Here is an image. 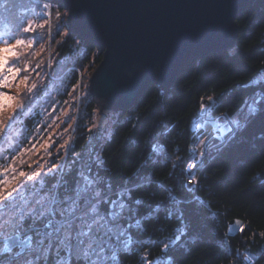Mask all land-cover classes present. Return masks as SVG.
<instances>
[{"label": "snow or ice", "instance_id": "6c2138e0", "mask_svg": "<svg viewBox=\"0 0 264 264\" xmlns=\"http://www.w3.org/2000/svg\"><path fill=\"white\" fill-rule=\"evenodd\" d=\"M245 7L246 0H0V10L15 9L21 17L13 22L0 16V24L8 29L0 36V140L9 136L26 110L33 118L47 116L50 121L36 127L34 143L25 136L23 143L30 148L14 146L19 164H26L25 153L36 157L26 164L28 170L18 168L13 155L4 170L11 172V179L0 180V264H128L132 257L137 264H153L152 242L144 240L161 229L171 231L174 223V238L158 239L155 247L161 255L155 259L157 264H181L175 251L188 246L215 206L197 195L201 180L195 158L202 162L222 152L237 130L247 129L261 116L264 79L257 75L248 83L252 95L243 108L225 104L222 93L200 96L197 107L203 115L200 122H192L196 148L188 158L178 155L161 181L152 175V158L168 152L171 140L154 141L130 174L107 167L106 144L113 139L109 112H115L114 103L133 89L149 82L162 87L174 58L188 44L231 45L245 60L264 56V47L245 52L236 39ZM252 26L264 27V18ZM89 40L98 45L94 55L105 53L111 71L103 79L97 72L85 82L84 65L75 62V46L92 47ZM49 41L59 49L50 62L17 66L22 58L40 57ZM33 76L39 80L33 82ZM57 81L61 87L48 88ZM63 96L71 100L58 99ZM94 101V110L83 116ZM34 106H42L43 112L30 111ZM233 111L235 119H229ZM85 119L90 123H82ZM27 125H32L31 119ZM205 127L211 129L207 134ZM61 128L65 133L82 131L60 143L56 132ZM258 139L264 140V132ZM181 165L187 168H181L176 183L172 178ZM227 228L251 232L239 220ZM258 239H264V229L252 232L240 245L244 250L235 249L232 259L226 253L225 260L264 264V244Z\"/></svg>", "mask_w": 264, "mask_h": 264}, {"label": "trees", "instance_id": "16d2710c", "mask_svg": "<svg viewBox=\"0 0 264 264\" xmlns=\"http://www.w3.org/2000/svg\"><path fill=\"white\" fill-rule=\"evenodd\" d=\"M243 15L244 19L237 23L240 48L249 52L264 47V27L252 26L254 21L264 18V0H253ZM88 43L92 47L75 46V62L82 63L84 70L95 67L102 58L101 52L94 55L98 46L91 40ZM93 59L94 64L90 63ZM257 75L264 79V56L245 60L238 58L232 48L209 53L201 59H190L173 84L161 87L151 83L133 106L113 112L109 129L113 139L111 144H106L107 167L117 174H130L154 141L167 139L171 140L168 152L153 157L151 164L155 180L166 179L177 156L188 158L196 148L192 144V136L196 135L192 122L202 116L197 107L198 98L222 93L225 104L243 108L252 95L248 83ZM94 108L95 101L87 107L86 117ZM30 119L35 125L38 118L25 115V130H29ZM80 131L82 129L76 131L75 136ZM261 132H264V112L250 122L247 129L237 130L236 138L222 152L196 170L201 180V191L197 195L206 204L215 206L212 214L200 222L198 231L192 233L188 246L175 251L181 264H228L226 253L229 259L234 258L235 249L244 250L240 245L247 236L264 229V140L258 139ZM83 143L80 142L77 151ZM181 168L187 165L175 170L176 176L172 179L176 183L182 177ZM234 218L243 219L251 232L238 231L230 235L227 225ZM176 226L174 223L171 231L164 233L161 229L144 240L145 244L152 242L149 246L153 250V264H157L155 257L161 255L155 247L158 239L174 238L172 233ZM258 244H264V239H258ZM128 264H137L136 258H130Z\"/></svg>", "mask_w": 264, "mask_h": 264}, {"label": "rangeland", "instance_id": "374dc122", "mask_svg": "<svg viewBox=\"0 0 264 264\" xmlns=\"http://www.w3.org/2000/svg\"><path fill=\"white\" fill-rule=\"evenodd\" d=\"M25 6L30 7V5H28L27 3H25ZM0 16H2L4 19L8 20V21H15L18 18H21L19 16V14L17 13V11L15 9H12L10 11H2L0 10ZM55 20V17L53 16V21ZM44 30H41V32H43ZM55 31V26L53 25V34ZM8 33V29L6 27H4L3 24H0V36L6 35ZM57 40L60 39V37H56ZM45 47V51L41 54L40 57H26V58H22L21 61L17 64L18 67L27 65V64H34L40 60H44L45 62H50L51 59L56 55V52L59 51L57 45L55 44V41H49L48 43H45L44 45ZM34 51L36 50L35 48L33 49ZM96 67V66H95ZM95 67H91L89 69H85L83 71V76L85 77V82H87V78L91 76L93 70ZM39 78L33 76V82L38 81ZM74 83V82H71ZM61 87V85L59 84V81H57L55 84H49L48 88L49 89H55ZM53 94H55L53 92ZM47 95V92L42 93L41 96L38 98V100H43L44 96ZM58 99H62V100H71V97L69 96H63V97H59ZM37 110L39 111V113L43 112V107L42 106H34V108L30 111L36 113ZM86 112H87V108H84L82 115L86 117ZM29 115V110H26L24 113L21 114V116L18 118L15 126L13 127V129L11 130L9 136L7 138H4L2 140H0V155H2L4 158L0 159V180H10L11 179V172H5L4 170L6 168H9V166L13 163V161L10 159L11 156L13 155H17V167L18 168H22L23 170L27 171L28 168L26 166L27 163H31L33 159H36V157L31 156L29 153H25L23 156L24 161H26V164L21 165L19 164V156L15 151V145H20L21 147L24 148H30L31 144L30 143H23L25 140V136L28 137L29 140H31L33 143L35 142L36 139V127H39L43 124H45L46 122L50 123V121L48 120L47 116H41V117H36L39 120V124H35V127H31L30 125H28V129L29 130H25L23 127L24 125V117L25 115ZM113 112H109V117L111 120V116H112ZM57 115H60V113L58 112ZM203 115V114H201ZM235 115L236 113L232 114L230 117H228L229 119H235ZM201 118V117H200ZM89 120V119H88ZM83 120L85 123H90L89 121ZM196 122V121H195ZM197 122H200V120H198ZM25 126V125H24ZM220 124L216 125V127H219ZM210 128L205 127L204 128V133L207 134L210 132ZM75 132H70V133H65L63 131V129H58L56 132V136L62 137L59 142L63 143L65 139L69 138V135H73L75 136ZM43 135V134H41ZM55 139V137H54ZM53 154H55V148L52 149ZM41 155H44L43 152L40 153ZM204 166V165H202ZM154 263V262H153Z\"/></svg>", "mask_w": 264, "mask_h": 264}, {"label": "water", "instance_id": "95a60500", "mask_svg": "<svg viewBox=\"0 0 264 264\" xmlns=\"http://www.w3.org/2000/svg\"><path fill=\"white\" fill-rule=\"evenodd\" d=\"M252 2L253 0H246V7L244 11L247 10L249 4ZM83 34L87 36V33H83ZM236 39H237V36H236ZM91 41H93L97 45L95 40H91ZM230 48H232L231 45L216 44L212 46H197L195 44H188L185 47V49L181 53L177 54L176 57L174 58L169 73L165 77H163L161 80L162 85L168 86V85L173 84L178 78V76L183 72L187 62L190 59H201L209 53L224 51ZM101 53H102V58L100 62L96 65V67L94 68L91 76H94L96 75L97 72H99L100 74L99 78L103 79L111 71V64H105V61H104L105 53L104 52H101ZM151 83H156V82H149V83H146L140 89H133L131 92H129V94L126 97H123L119 101L114 103L113 107L116 109L115 111L128 109L129 107L133 106L140 99L142 94L150 86ZM235 220H239L241 224L243 225L245 223L243 219L234 218L228 222V225L231 224ZM237 232L238 231L233 233V232L228 231L230 235H235Z\"/></svg>", "mask_w": 264, "mask_h": 264}, {"label": "built area", "instance_id": "2783aa9c", "mask_svg": "<svg viewBox=\"0 0 264 264\" xmlns=\"http://www.w3.org/2000/svg\"><path fill=\"white\" fill-rule=\"evenodd\" d=\"M220 126L223 127L222 124H220ZM215 154H216V153H215ZM215 154H214V155H215ZM214 155H209V156L204 157V159H203L202 162L199 160V158H195V162L198 164V167L195 169V171H196L198 168H200L202 165H204V163H205L206 161L211 160V158H212Z\"/></svg>", "mask_w": 264, "mask_h": 264}, {"label": "crops", "instance_id": "0c3cea01", "mask_svg": "<svg viewBox=\"0 0 264 264\" xmlns=\"http://www.w3.org/2000/svg\"><path fill=\"white\" fill-rule=\"evenodd\" d=\"M231 119V118H230Z\"/></svg>", "mask_w": 264, "mask_h": 264}]
</instances>
